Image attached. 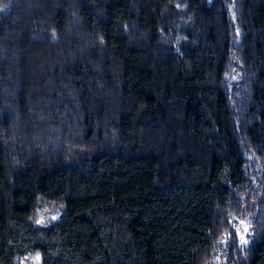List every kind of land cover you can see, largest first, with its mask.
Listing matches in <instances>:
<instances>
[{"label": "trees", "instance_id": "16d2710c", "mask_svg": "<svg viewBox=\"0 0 264 264\" xmlns=\"http://www.w3.org/2000/svg\"><path fill=\"white\" fill-rule=\"evenodd\" d=\"M32 256L264 264V0H0V264Z\"/></svg>", "mask_w": 264, "mask_h": 264}, {"label": "rangeland", "instance_id": "374dc122", "mask_svg": "<svg viewBox=\"0 0 264 264\" xmlns=\"http://www.w3.org/2000/svg\"><path fill=\"white\" fill-rule=\"evenodd\" d=\"M58 216L55 214H45L42 210L38 213V223L45 224L51 219H57ZM22 264H41L39 256H32L22 260Z\"/></svg>", "mask_w": 264, "mask_h": 264}]
</instances>
